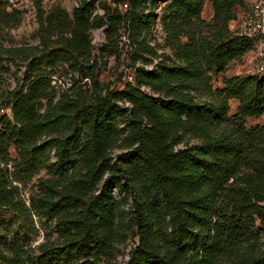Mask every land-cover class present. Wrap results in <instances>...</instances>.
Segmentation results:
<instances>
[{
	"label": "trees",
	"instance_id": "1",
	"mask_svg": "<svg viewBox=\"0 0 264 264\" xmlns=\"http://www.w3.org/2000/svg\"><path fill=\"white\" fill-rule=\"evenodd\" d=\"M120 1L128 9L109 20L110 42L115 26L123 25L140 52L157 56L147 33L156 20L153 9L165 0ZM169 1L162 26L180 63L152 72L138 67L135 85L111 93L132 106L130 130L120 146L126 152L116 160L120 114L110 94H64L57 100L41 67L89 61L90 30L103 24L93 18L88 0H81L72 20L64 10L40 15L41 43L48 45V36L58 39L53 50L34 58L27 85L3 105L12 117L0 119V209L56 220L60 243H42L38 253L7 243L10 254L0 246V264H102L134 230L139 246L130 264H264V126H245L264 116V77L226 78L214 91L208 76L225 73L230 60L253 49L252 40L229 29L236 20L233 8L243 0H210L220 28L201 43L185 28L201 23L207 0ZM36 4L40 12L42 2ZM4 52L14 56L31 49ZM139 54L135 62L142 59ZM143 88L162 98L147 96ZM201 91L208 98L199 96ZM231 100L239 105L229 117ZM45 136L51 141L41 147ZM188 137L199 143L190 145ZM13 147L21 164L10 156ZM48 148L54 150L58 181L67 185L58 192L50 184L46 197L28 206L15 195L10 165L28 168ZM114 188L134 196L136 208L127 220Z\"/></svg>",
	"mask_w": 264,
	"mask_h": 264
},
{
	"label": "rangeland",
	"instance_id": "2",
	"mask_svg": "<svg viewBox=\"0 0 264 264\" xmlns=\"http://www.w3.org/2000/svg\"><path fill=\"white\" fill-rule=\"evenodd\" d=\"M91 4V14L95 20L103 24L102 27H92L90 35L92 39L91 59L84 61L78 67H71L64 62L57 67L52 68L43 64L42 70L51 79V85L54 88L56 99L59 100L64 94L81 95L82 97H93L95 93L102 92L103 96L110 94L112 107L120 114L119 121L116 125V131L120 142L113 149L112 157L116 160L117 156L126 152L123 147L124 138L130 130L131 119L129 118L131 105L128 102L116 101L111 97V93L126 90L128 84H136V68L141 67L146 71H154L161 65L172 66L179 64L173 50V42L168 33L162 26L164 9L170 2L162 1L153 9L155 22L147 33V40L151 47L154 48L156 55L140 52L138 43L130 39L126 27L117 24L115 26V41L110 42L107 35L109 29L108 22L111 19L117 21L128 9V3L120 0H88ZM255 0H243L242 6H236L233 11L236 15L235 22L231 23L230 31L239 33L238 29L243 16L249 13L250 5ZM263 2L264 0H259ZM42 2L41 11L39 12L36 0H0V119L4 115L12 117L10 108L3 105L8 103L11 93L19 91L27 85V79L30 76L31 62L35 57L41 58L43 52H50L56 47L57 36H48L49 43L44 45L42 42L43 34L41 32V14L44 18L50 16L56 11L64 10L71 18H74V10L81 5V0H40ZM150 11V3L147 4L146 13ZM201 23L191 24L185 28L188 37L194 38L196 42L201 43L204 39L213 37L220 25L215 24L212 2L205 1L202 8ZM50 35V34H49ZM187 42L185 38L183 40ZM31 49V52H22L21 55H10L4 50L9 49ZM256 49L253 47L251 53L230 60L227 70L223 74L214 72L208 73L211 77V84L214 91L223 88L224 79L231 77H247L258 75L255 66L257 64ZM140 53L142 59L135 62L136 54ZM254 56V57H253ZM40 63V62H39ZM146 95L153 98L161 97L151 89L143 88ZM203 94L198 93L199 96ZM204 99L208 98L203 94ZM162 98V97H161ZM46 101H44V104ZM239 102L230 101L229 117L236 112ZM264 126V116L259 119H248L245 121L247 128L253 126ZM51 141V137H43L40 146H45ZM186 142L191 144L199 143L193 137L187 138ZM184 148V144L178 147ZM10 156L21 161L19 152L15 147L11 148ZM35 162L34 165L24 168L11 163L10 169L13 173L12 182L15 195L20 197L24 202L31 205V201L44 199L49 193V185L55 184L58 192L63 191L66 182L58 181L55 175L53 165L56 163L54 150L48 148L45 156ZM3 168V167H2ZM26 169V171H24ZM11 187V188H12ZM103 188V187H102ZM114 190V198L119 203L123 216L127 219L133 215L136 208L134 196L126 192ZM127 222V221H126ZM137 231H130L127 239L120 243L115 252V256L110 261L102 264H130L132 253L138 248ZM52 241L59 244V228L56 220L43 217L33 212L31 215L22 217L12 208L5 207L0 209V246L7 250V243L13 242L20 245L24 250H33L38 253L40 244ZM7 253L10 254V252Z\"/></svg>",
	"mask_w": 264,
	"mask_h": 264
},
{
	"label": "built area",
	"instance_id": "3",
	"mask_svg": "<svg viewBox=\"0 0 264 264\" xmlns=\"http://www.w3.org/2000/svg\"><path fill=\"white\" fill-rule=\"evenodd\" d=\"M249 13H246L240 23L238 34L252 40L256 49L258 73L264 76V10L263 2L255 0L250 5ZM8 116V115H7ZM10 117V116H9Z\"/></svg>",
	"mask_w": 264,
	"mask_h": 264
},
{
	"label": "crops",
	"instance_id": "4",
	"mask_svg": "<svg viewBox=\"0 0 264 264\" xmlns=\"http://www.w3.org/2000/svg\"><path fill=\"white\" fill-rule=\"evenodd\" d=\"M233 22H235V20H233V21H231L230 23H229V29H230V25H231V23H233ZM254 57V56H253ZM237 77V76H236ZM231 78H233V77H231ZM231 78H229V79H231ZM239 105V104H238Z\"/></svg>",
	"mask_w": 264,
	"mask_h": 264
}]
</instances>
